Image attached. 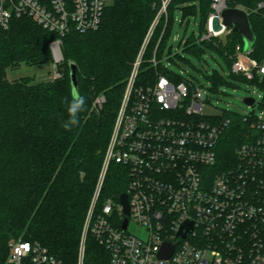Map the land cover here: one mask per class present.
I'll return each instance as SVG.
<instances>
[{
	"label": "trees",
	"instance_id": "obj_1",
	"mask_svg": "<svg viewBox=\"0 0 264 264\" xmlns=\"http://www.w3.org/2000/svg\"><path fill=\"white\" fill-rule=\"evenodd\" d=\"M161 4V0H113L97 30L72 31L62 38L64 61L56 64L61 77L48 81L35 82L30 77L10 80L7 71L54 62L51 43L59 35L28 15L12 18L7 29L0 27V264H7L10 239L20 237L39 241L65 264L77 263L84 225L127 83ZM257 4V0H229L230 6L250 9ZM175 7L181 8V22L187 23L178 41L185 53L202 58L212 49L232 70L236 46L245 45L238 32L226 39L204 41L195 31L187 36L193 20L197 23L200 19V33L205 31L211 0H172L168 18L161 17L147 43L136 87L153 85L161 75L174 83L191 81L163 64L154 67L149 63L157 45L159 57L167 51L172 54ZM250 20L257 38L252 56L264 63L263 12L251 11ZM174 55L186 59L179 52ZM70 63L77 65L79 94L86 98V104L79 113V123L65 131L60 122L68 118L73 90ZM207 73L212 80L211 92L228 83L217 69ZM231 79L259 82L232 71ZM99 95H104L106 102L97 112L93 106ZM219 117L232 121L218 146L217 172L235 163L237 149L249 131V122L240 114L226 111ZM129 181V168L111 161L94 213H99L109 198L119 202ZM107 257V251L89 233L85 264H102Z\"/></svg>",
	"mask_w": 264,
	"mask_h": 264
},
{
	"label": "built area",
	"instance_id": "obj_2",
	"mask_svg": "<svg viewBox=\"0 0 264 264\" xmlns=\"http://www.w3.org/2000/svg\"><path fill=\"white\" fill-rule=\"evenodd\" d=\"M171 1L161 0V9L134 63L76 264H85L89 233L107 251L108 260L102 264H264V118L254 113L241 115L249 122L246 141L237 149L235 163L217 172L218 146L232 120L204 113L210 91L191 81L174 83L164 75L153 85L135 86L147 43L161 17L168 18ZM257 1V7L250 9L230 6L229 0H211L200 41L226 39L235 32L224 23L223 12L228 8L245 10L249 16L251 11L264 15V0ZM111 2L0 0V27L9 28L14 17L30 16L59 35L53 47L60 59L62 38L72 31L97 30ZM158 46L149 59L154 67L164 65ZM244 48L236 46L232 72L250 81L258 78L253 84L261 86L264 63L252 56L254 47ZM59 77L56 68L53 79ZM105 102L104 95L96 97L95 110L101 111ZM111 161L129 168L126 229L122 227L126 215L120 201L109 198L102 210L94 213ZM187 222L193 223L192 228ZM131 224L139 232L130 231ZM164 243L173 248L169 257L161 256ZM7 264L65 263L39 241L20 239L9 242Z\"/></svg>",
	"mask_w": 264,
	"mask_h": 264
},
{
	"label": "rangeland",
	"instance_id": "obj_3",
	"mask_svg": "<svg viewBox=\"0 0 264 264\" xmlns=\"http://www.w3.org/2000/svg\"><path fill=\"white\" fill-rule=\"evenodd\" d=\"M113 1V0H112ZM182 10L179 7H175L174 10V26L172 31V41L174 43L173 51L170 54L167 51L164 56V65L173 72L183 75L186 79L191 80L198 86H202L204 89L212 88V80L208 77L207 72H211L213 69L219 70L226 77L228 83H224L219 87L217 91H210L209 100L210 103H206L204 113L209 116H220L226 111L248 115L251 113L264 118V89L260 85H254L247 81H237L231 79V67L216 51L207 49L199 58L195 55L187 54L183 51V48L178 47V41L183 38L187 29L186 21L181 22ZM195 31L197 37L200 35V19L197 23L190 22L188 26V35H191ZM177 38V40H176ZM224 39V38H223ZM58 40V39H56ZM51 43V50L54 62L42 65H21L19 67L10 68L7 71V76L10 80L20 79L23 77H30L35 82L48 81L53 79L55 71V61L62 63L64 61V55L62 52L61 42V58L56 56L53 43ZM179 52L184 58L176 57L174 54ZM139 54V53H138ZM138 57V56H137ZM58 59V60H57ZM253 96L256 99L255 105H248L245 103L247 97ZM94 109V106H93ZM130 231L139 232L134 224L130 225ZM23 238H12V240H20Z\"/></svg>",
	"mask_w": 264,
	"mask_h": 264
},
{
	"label": "water",
	"instance_id": "obj_4",
	"mask_svg": "<svg viewBox=\"0 0 264 264\" xmlns=\"http://www.w3.org/2000/svg\"><path fill=\"white\" fill-rule=\"evenodd\" d=\"M223 19L224 23L231 27L233 31L238 32L241 34L244 40L245 44V50H251L255 43H256V35L253 31L251 20L249 14L242 9L239 8H228L223 12ZM70 78H71V84L72 89H76L79 92L78 87V77H77V65L75 63H70ZM254 98L247 97L245 99V103L248 105L254 104ZM124 214L126 215L122 227L124 229L128 226L129 216H130V203H129V197L127 193H123L120 196L119 199ZM186 226L190 229L193 226L192 222H187ZM173 252V248L168 243H164L163 249L161 251V256L163 257H169Z\"/></svg>",
	"mask_w": 264,
	"mask_h": 264
},
{
	"label": "clouds",
	"instance_id": "obj_5",
	"mask_svg": "<svg viewBox=\"0 0 264 264\" xmlns=\"http://www.w3.org/2000/svg\"><path fill=\"white\" fill-rule=\"evenodd\" d=\"M86 98L79 94L74 88L71 92V101L68 103L67 113L68 118L61 120L60 126L65 131H71L74 126L79 123V113L84 111Z\"/></svg>",
	"mask_w": 264,
	"mask_h": 264
},
{
	"label": "bare ground",
	"instance_id": "obj_6",
	"mask_svg": "<svg viewBox=\"0 0 264 264\" xmlns=\"http://www.w3.org/2000/svg\"><path fill=\"white\" fill-rule=\"evenodd\" d=\"M55 50H56V51H55L56 56L59 57L58 49H55Z\"/></svg>",
	"mask_w": 264,
	"mask_h": 264
},
{
	"label": "crops",
	"instance_id": "obj_7",
	"mask_svg": "<svg viewBox=\"0 0 264 264\" xmlns=\"http://www.w3.org/2000/svg\"><path fill=\"white\" fill-rule=\"evenodd\" d=\"M191 4V3H190Z\"/></svg>",
	"mask_w": 264,
	"mask_h": 264
}]
</instances>
